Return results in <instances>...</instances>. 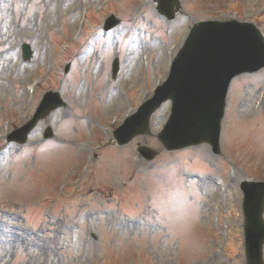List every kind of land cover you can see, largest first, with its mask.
Returning <instances> with one entry per match:
<instances>
[{
	"label": "rangeland",
	"instance_id": "rangeland-1",
	"mask_svg": "<svg viewBox=\"0 0 264 264\" xmlns=\"http://www.w3.org/2000/svg\"><path fill=\"white\" fill-rule=\"evenodd\" d=\"M180 1L168 21L153 0H0V264L247 263L240 186L264 181V70L231 86L222 156L167 151L157 134L169 103L152 134L114 138L193 24L237 19L264 33V0ZM111 15L120 24L105 31ZM50 91L66 106L9 143Z\"/></svg>",
	"mask_w": 264,
	"mask_h": 264
},
{
	"label": "water",
	"instance_id": "water-1",
	"mask_svg": "<svg viewBox=\"0 0 264 264\" xmlns=\"http://www.w3.org/2000/svg\"><path fill=\"white\" fill-rule=\"evenodd\" d=\"M158 1L161 13L173 19L172 7H177L176 0L170 2L169 8L164 0ZM117 23L112 17L107 28H113ZM262 68L264 35L255 25L235 21L200 23L194 27L178 55L168 81L146 104L148 112L140 113L138 117L148 120L163 102L171 99L173 114L164 132L163 143L170 149L208 143L219 154L221 121L230 83L242 73ZM51 108L53 105L42 114L38 113L29 129L49 114ZM242 189L248 264H264V183L246 182Z\"/></svg>",
	"mask_w": 264,
	"mask_h": 264
}]
</instances>
